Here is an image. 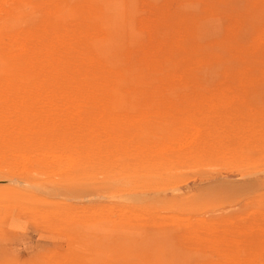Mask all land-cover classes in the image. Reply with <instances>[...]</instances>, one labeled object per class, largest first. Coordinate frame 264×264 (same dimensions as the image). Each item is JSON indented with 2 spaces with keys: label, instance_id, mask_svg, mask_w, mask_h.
Segmentation results:
<instances>
[{
  "label": "rangeland",
  "instance_id": "1",
  "mask_svg": "<svg viewBox=\"0 0 264 264\" xmlns=\"http://www.w3.org/2000/svg\"><path fill=\"white\" fill-rule=\"evenodd\" d=\"M0 264H264V0H0Z\"/></svg>",
  "mask_w": 264,
  "mask_h": 264
},
{
  "label": "bare ground",
  "instance_id": "2",
  "mask_svg": "<svg viewBox=\"0 0 264 264\" xmlns=\"http://www.w3.org/2000/svg\"><path fill=\"white\" fill-rule=\"evenodd\" d=\"M14 66V65H13ZM12 67V66H11ZM124 67V66H123ZM13 68V67H12ZM8 69V68H7ZM6 69V70H7ZM9 70V69H8ZM84 70V69H83ZM105 70V69H104ZM15 71V70H14ZM123 71H125V70H123ZM9 72V71H8ZM17 72V71H16ZM131 72V71H130ZM137 72V71H136ZM15 73V72H14ZM123 73V72H122ZM13 74V73H12ZM16 74V73H15ZM20 74V73H19ZM91 74H93L92 72H91ZM96 74V73H95ZM103 74H105V73H103ZM107 74V73H106ZM110 74H111V72H110ZM81 75V74H80ZM101 75V74H100ZM128 75V74H127ZM90 76V75H89ZM96 76V75H95ZM102 76V75H101ZM111 76V75H110ZM122 76V75H121ZM130 76V75H129ZM18 77V76H17ZM104 77V76H103ZM112 77V76H111ZM110 77V78H111ZM132 77V76H131ZM32 78V77H31ZM121 78H123V77H121ZM130 78V77H129ZM11 80H13V79H11ZM24 80V79H23ZM87 80V79H86ZM102 80V79H101ZM118 81H119V79H117ZM125 81V80H124ZM63 82V81H62ZM88 82V81H87ZM95 82H97V81H95ZM134 82V81H133ZM102 83V82H101ZM125 83V82H124ZM120 84V83H119ZM114 85V84H113ZM123 85V84H122ZM125 85V84H124ZM94 86V85H93ZM119 86V85H118ZM126 86V85H125ZM107 87V86H106ZM115 87V86H114ZM121 87V86H120ZM111 89V88H110ZM124 90V89H123ZM105 91V90H104ZM120 91V90H119ZM119 91H117V92H119ZM121 91H122V88H121ZM95 92V91H94ZM110 92H112V93H108V92H106V94H108V95H106V96H103V95H100V96H98L99 98H107V100H110L111 102L112 101H120V94L119 93H117L116 92V89L115 90H113V91H110ZM86 93V92H85ZM119 94V95H118ZM73 192V191H72Z\"/></svg>",
  "mask_w": 264,
  "mask_h": 264
}]
</instances>
